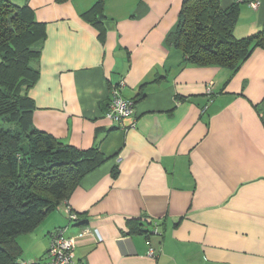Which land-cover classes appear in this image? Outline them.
<instances>
[{"label":"crops","instance_id":"crops-1","mask_svg":"<svg viewBox=\"0 0 264 264\" xmlns=\"http://www.w3.org/2000/svg\"><path fill=\"white\" fill-rule=\"evenodd\" d=\"M97 1H25L46 24L34 126L105 160L18 237V260L44 264L65 228L82 264H264V49L237 70L194 64L168 41L183 0H104L93 15ZM261 2L220 0L239 7L236 38L264 29ZM121 82L135 111L116 124Z\"/></svg>","mask_w":264,"mask_h":264},{"label":"trees","instance_id":"trees-1","mask_svg":"<svg viewBox=\"0 0 264 264\" xmlns=\"http://www.w3.org/2000/svg\"><path fill=\"white\" fill-rule=\"evenodd\" d=\"M103 6L98 0L89 13L101 15ZM238 15V6L223 10L220 0H183L168 41L191 63L237 70L256 49H264V29L235 37ZM45 37L46 24L36 20L27 2L0 0V264H19L18 237L37 229L105 160L98 147L79 149L33 124L29 89L40 72L32 62ZM139 225L141 230L132 231H144Z\"/></svg>","mask_w":264,"mask_h":264},{"label":"built area","instance_id":"built-area-1","mask_svg":"<svg viewBox=\"0 0 264 264\" xmlns=\"http://www.w3.org/2000/svg\"><path fill=\"white\" fill-rule=\"evenodd\" d=\"M247 1L251 6L257 8L261 4V0H241ZM125 82H121L117 86H113L111 90L110 103L105 113V117L110 121L118 124L122 123L126 118L132 116L135 111V103L132 99H125L122 97L120 89ZM208 91L212 92L211 84L208 86ZM132 128L136 127V123L131 124ZM66 213L72 222L78 220V214L69 206L66 207ZM65 228H59L53 232L49 249L46 253V260L44 264H82L75 260V249L79 244L74 237L67 236ZM158 232V228L155 229ZM149 256H155V249L149 248ZM19 264H29L27 262L18 261Z\"/></svg>","mask_w":264,"mask_h":264},{"label":"rangeland","instance_id":"rangeland-1","mask_svg":"<svg viewBox=\"0 0 264 264\" xmlns=\"http://www.w3.org/2000/svg\"><path fill=\"white\" fill-rule=\"evenodd\" d=\"M11 1H13V2H15L16 4H23L26 0H11ZM26 3V2H25ZM262 3V2H261ZM261 5V4H260ZM260 6H258L257 8H259ZM0 57H1V55H0ZM34 63H35V61H33L32 62V64H33V66H34ZM36 64V63H35ZM3 123V120H2V118L0 117V125ZM28 247H30V246H28ZM32 251H36V248L35 247H33L32 248ZM19 261V260H18Z\"/></svg>","mask_w":264,"mask_h":264}]
</instances>
